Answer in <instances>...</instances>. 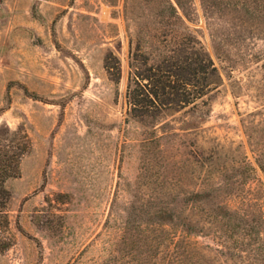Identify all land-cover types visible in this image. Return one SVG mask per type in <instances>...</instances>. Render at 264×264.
Wrapping results in <instances>:
<instances>
[{
	"label": "rangeland",
	"instance_id": "rangeland-1",
	"mask_svg": "<svg viewBox=\"0 0 264 264\" xmlns=\"http://www.w3.org/2000/svg\"><path fill=\"white\" fill-rule=\"evenodd\" d=\"M181 1L221 82L196 107L134 113L168 0H0V142L19 162L0 264H154L172 213L210 228L202 245L235 247L244 216L264 237V0ZM219 204L243 217L211 227Z\"/></svg>",
	"mask_w": 264,
	"mask_h": 264
},
{
	"label": "trees",
	"instance_id": "trees-1",
	"mask_svg": "<svg viewBox=\"0 0 264 264\" xmlns=\"http://www.w3.org/2000/svg\"><path fill=\"white\" fill-rule=\"evenodd\" d=\"M168 1L172 14L168 22L171 30L164 40L167 51L159 54L158 59L152 64L149 65L150 60L145 62L144 69L136 68L138 71L136 70L134 83L130 85L128 93L134 113L143 110L150 112L155 108L196 107L200 100L214 90L212 87L219 86L221 82L214 61L186 23V20L190 21L187 5L181 0H175L176 5L171 0ZM3 146L0 142V191L5 190L2 181L11 178L19 165L17 151L12 150L13 148L6 151ZM192 196L194 197L190 198L191 201H201L202 198L206 201L211 194H192ZM217 210L223 214L215 210L213 211L215 214L210 213L211 227H215V224L220 222H227L234 216L243 217L238 209L233 211L224 204H219ZM167 217H169L168 223L161 225L162 228L165 225L171 226L169 235L165 239L158 238L156 249L164 244L171 251L167 252V255L156 252L154 264H264V237L262 234L258 235L252 223L245 221V216L242 221L245 224L239 226L243 235L234 239L235 247H231L224 240V236L218 237L217 234L214 237V240L218 241L217 247L202 245L193 238L205 236L206 230L210 228L188 217L180 218L181 221L176 223L177 218L174 213Z\"/></svg>",
	"mask_w": 264,
	"mask_h": 264
}]
</instances>
